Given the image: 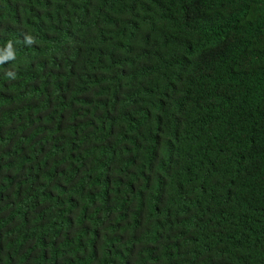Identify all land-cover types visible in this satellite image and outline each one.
Here are the masks:
<instances>
[{"label": "trees", "instance_id": "1", "mask_svg": "<svg viewBox=\"0 0 264 264\" xmlns=\"http://www.w3.org/2000/svg\"><path fill=\"white\" fill-rule=\"evenodd\" d=\"M9 42L0 264H264V0H0Z\"/></svg>", "mask_w": 264, "mask_h": 264}, {"label": "clouds", "instance_id": "2", "mask_svg": "<svg viewBox=\"0 0 264 264\" xmlns=\"http://www.w3.org/2000/svg\"><path fill=\"white\" fill-rule=\"evenodd\" d=\"M31 39L29 38L28 39V43H31ZM8 49H9V55L8 56H0V62L6 60V59H9L11 56H12V53H11V42H9V45H8Z\"/></svg>", "mask_w": 264, "mask_h": 264}]
</instances>
